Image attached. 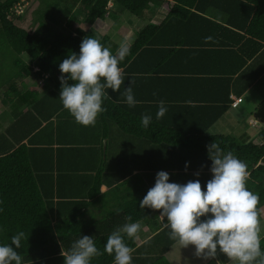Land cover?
<instances>
[{
    "label": "trees",
    "instance_id": "trees-1",
    "mask_svg": "<svg viewBox=\"0 0 264 264\" xmlns=\"http://www.w3.org/2000/svg\"><path fill=\"white\" fill-rule=\"evenodd\" d=\"M19 1L0 0V98L4 103L10 104L13 113V104L23 107L25 111L22 118L30 121L24 131L17 133L13 128L18 121L15 119L9 128L0 133V245L10 244L11 237L23 231L28 239L22 240L21 247L17 249L23 258V264H64L63 253L69 251L72 243L80 236L92 237L97 248L103 252L107 237L112 231L125 223L140 221L155 229V234L143 244L144 248L151 246L154 250L149 255L151 259L147 261H151L150 264H169L163 255L178 241L169 238L170 229L159 225V211L140 208V201L154 185L143 183L137 197L133 195L123 207L111 212L108 221L95 226L87 225L82 212H71L64 217L59 212H54L53 195L42 192L38 175L31 171L26 162L28 148L23 143L19 144L27 139L33 145L38 136L35 131L39 129L41 120L49 119L63 109L59 98L60 63L71 53L79 55L80 44L86 36L99 38L104 46L116 54L119 45L107 34L99 35L95 28L105 26L107 16L116 20L124 12L140 18L151 5L167 6L168 13L162 26L147 25L136 33L129 55L120 64L125 72V83L127 75L133 73L134 56L145 54L151 46L165 44L171 47L165 52L170 54L180 51V56L195 59L193 61L199 67L206 66V63L209 67L210 62L211 72L218 75L210 76V82L215 79V84L225 86L226 95L223 103L222 99H215L219 106L207 109L211 114L207 123L197 106L177 107L174 112L172 99L169 98L165 99L168 103L165 105L167 112L159 120L156 118L159 107L147 106V112L152 111L150 114L148 112L152 119L145 128V133H139L137 137L150 146L148 171H165L169 174V182L179 184L199 180L204 188L212 178V161L207 146L216 142L224 152L232 151L247 164L250 173L247 187L259 194L260 207L264 205V129L258 133L259 144L253 143L246 133L237 136L204 134L208 125L227 111L231 93L240 95L254 86L262 96L264 107V0H228L229 3L217 0L234 10L225 26L207 18L209 15L206 9L214 3L211 0H37L35 18L32 20L34 29L31 31L24 27L29 7H24L23 13L19 15L13 9ZM170 2L173 3L171 7ZM109 3L113 8L108 7ZM53 8H56L55 14L63 21L62 24L49 17ZM75 9L82 12V18L74 14ZM48 18L51 19L50 22ZM162 29L172 32L190 29L199 34L200 38L195 41L175 36L164 39L163 35L159 36ZM206 34L212 35L213 41L205 42ZM221 64L223 67L219 69ZM126 65L129 67L126 68ZM34 68L39 71L35 72ZM43 74L47 75L44 88L51 84L52 89L40 96L36 86L23 80L30 77L39 79ZM68 83L73 82L69 80ZM124 85L117 92L106 90L110 98L104 100L103 107L106 111L99 117L110 127L114 125L123 133H132L127 129L123 116L126 113ZM130 108L133 112V108L138 111L140 107L135 105ZM176 114L195 116L197 130H192L191 136L172 135L178 125ZM154 120H158L160 125L153 123ZM137 122L141 124V120ZM161 125L165 129L169 127L170 131L157 137L153 129ZM195 132L201 134L194 136ZM159 147L162 148L161 151ZM103 186L87 196L93 198ZM128 216H131V221L126 220ZM126 243L135 249L132 258L138 256L136 254L140 250L134 240L126 238ZM261 247L264 249L263 241ZM91 264H113V257L105 253L93 258ZM205 264L218 263L216 259H210Z\"/></svg>",
    "mask_w": 264,
    "mask_h": 264
},
{
    "label": "crops",
    "instance_id": "crops-1",
    "mask_svg": "<svg viewBox=\"0 0 264 264\" xmlns=\"http://www.w3.org/2000/svg\"><path fill=\"white\" fill-rule=\"evenodd\" d=\"M211 1L214 3L212 2L213 6L209 5L206 9L209 15L207 18L225 26L226 20L234 14V10L223 4L229 3L228 0H222L223 3L217 0ZM172 4L170 2L169 7ZM167 13V6L154 7L151 5L150 9L140 18H124L127 26L119 27L120 20H116V25L112 26V29L118 33V36L109 37L119 46L126 37L131 39L133 43L136 33L145 26H162ZM160 32L159 36L163 35L164 39H172L175 36L195 41L200 38L199 34L190 29H181L179 32L162 29ZM105 34L107 33H99L101 36ZM240 34L242 33L240 32ZM206 35L207 37L210 36L209 34ZM170 48L169 45L165 44L164 46H151L146 53L143 50L145 54L133 57V62H135L132 68L133 73L127 75L126 83L123 86L124 90L128 86V82L132 81L131 87L134 98L139 101L136 106L140 108L138 111L133 108V112L125 103L126 113L123 116L127 129L132 133H123L114 125L108 126L99 116L94 126H82L63 107L51 118L41 120L39 129L35 131L38 136L35 137L33 145L29 144L27 139L19 142L28 148L26 162L31 171L38 175L42 192L53 195L54 212H59L62 217L71 214V212H82L86 224L95 226L102 221H108L111 212H116L119 207H123L133 195L137 197L143 183L155 184V178L152 177L156 176L159 171L158 169L148 171L150 146L143 143L140 137H137L139 133L142 134L146 131L137 120L142 119L143 111H146L143 112V115L148 114V112L149 114L152 113V111L147 112V106L157 105L159 107L158 102L160 100L165 102V99L169 98L172 99L171 105L174 107V112H176L177 107L193 108V106H197L200 114L207 119V123L211 116L207 109L212 106H219L215 99L220 98L222 103L224 102L226 87L219 83L218 85L215 84L213 82L215 79L210 82L212 78L210 76H218L211 72L210 62L207 61L209 67L207 63L206 66L200 65L199 67L193 61L195 59L192 60L184 55L180 56V51L170 54L165 52ZM132 64L130 63V65ZM128 67L129 65H126V68ZM222 67L221 64L219 69ZM34 71L37 72L38 68H34ZM46 76L43 74L39 79L30 77L33 78V82L29 81L30 78L23 81L36 86L41 96L47 90L52 89L51 84L46 89L44 88ZM252 92L254 94L249 99L251 103H246L247 96L250 97ZM115 97L118 98L119 96ZM261 97L258 89L254 86L240 95L231 93L229 97L231 103L227 111L208 125L204 134L233 135L234 132H237L234 135L237 136L246 133L253 143L259 144L258 133L264 129V107ZM234 98L237 99L236 105H232ZM167 104L165 102V105ZM247 104L249 105L246 106ZM11 111L10 104L4 103L0 98V133L9 128L15 119L18 121L13 128L17 133L24 131L25 127L29 126L30 120L22 118V113L25 111L23 107L13 104L15 113ZM245 114L248 116H244ZM176 116L178 125L172 135L191 136V131L197 130L194 124L195 116L192 114H176ZM158 120H154L153 123L160 125ZM153 131L158 137L165 135L166 132L170 131V128L165 129L161 125L154 127ZM222 131H226V134H222ZM199 134L201 133L195 132L193 135ZM19 144L15 147H18ZM159 149L162 150L161 147ZM87 176H89L88 179ZM102 185L104 186L93 198L90 199L87 196L88 193ZM79 203H81L80 206ZM158 218L159 225L163 227L166 224L165 218H162L160 214ZM141 226L140 239L134 240L140 252L136 254L138 256L132 258V264L152 263L147 260L151 259L149 255H152L154 250L151 246L144 248L143 244L155 234V229L144 222H141ZM178 243L170 247L169 251L163 255L169 264H178L176 257L169 256Z\"/></svg>",
    "mask_w": 264,
    "mask_h": 264
},
{
    "label": "clouds",
    "instance_id": "clouds-1",
    "mask_svg": "<svg viewBox=\"0 0 264 264\" xmlns=\"http://www.w3.org/2000/svg\"><path fill=\"white\" fill-rule=\"evenodd\" d=\"M209 41L213 37L205 38V42ZM131 44V39L126 37L113 54L99 38L86 36L79 55L71 53L60 63L59 98L77 123L94 126L97 117L106 111L103 102L110 98L106 90L117 92L125 84V72L120 64L129 55ZM69 80L73 83L69 84ZM131 83L128 82L123 95L128 106L134 107L139 101L134 98ZM158 105L156 118L160 119L167 107L163 100ZM151 119L150 115H143L142 126L147 128ZM207 148L212 178L204 188L199 180L185 184L169 182V174L159 171L154 186L140 201V208L159 211L166 218L169 238L184 248L193 246L197 257L215 259L219 252L232 264H264L260 197L247 187L250 176L247 164L232 151L224 152L216 142ZM126 220L131 221V216ZM141 229L140 221L116 228L107 237L103 252L92 237L80 236L63 253L64 264H91L93 258L105 253L113 257V264H132L135 249L126 243V238L139 240ZM27 239L28 235L20 231L11 237L10 244L0 245V264H23L17 249Z\"/></svg>",
    "mask_w": 264,
    "mask_h": 264
},
{
    "label": "rangeland",
    "instance_id": "rangeland-1",
    "mask_svg": "<svg viewBox=\"0 0 264 264\" xmlns=\"http://www.w3.org/2000/svg\"><path fill=\"white\" fill-rule=\"evenodd\" d=\"M38 5V1L37 0H25V6L29 7L28 8V12H27V21L24 23V27L26 29H28L29 31H31L32 29H34L33 25H32V20L34 17V11L37 8ZM109 8H113L112 4L109 3L108 5ZM56 13V8H53V13L50 14L49 17H51L52 19L57 20L58 24H62V20H59L57 18ZM74 14H76L77 17L82 18V12L79 9H75L74 10ZM135 18L133 16H131L130 14L124 12L122 15H120V18H117L116 20H120L119 22V27L121 26H127V23L124 22V18L125 19H130V18ZM113 20V18L111 16H107V18L105 19V26L104 25H99L98 27L95 28L96 32L99 33H107L108 36H118V33L112 29V26L116 25L115 21ZM48 21L50 22L51 19L48 18ZM57 26V25H56ZM58 27V26H57ZM127 34V33H125ZM23 58L25 60H27L26 56H23ZM29 81L33 82V78H30ZM42 91V90H41ZM254 92L251 93L250 97L247 96L248 100L246 101V103H251V100H249L250 98H252ZM262 98V97H261ZM249 104H247L246 106H248ZM248 116V114H245L244 116ZM237 132H234L233 135H236ZM222 134H226V131H222ZM230 135V134H229ZM254 138V137H253ZM261 208V220L262 222H264V205L260 207ZM262 236H264V233H262ZM262 241L264 242V239H262ZM174 256L176 257V260L178 262V264H203L205 261L210 260V259H203L200 257H197L195 255V248L193 246H188L186 248L182 247L179 243L178 245H176V247L171 251L169 256ZM166 258V257H164ZM218 261V264H232L231 261H229L227 259V257L222 254L219 253L217 254L216 258Z\"/></svg>",
    "mask_w": 264,
    "mask_h": 264
},
{
    "label": "built area",
    "instance_id": "built-area-1",
    "mask_svg": "<svg viewBox=\"0 0 264 264\" xmlns=\"http://www.w3.org/2000/svg\"><path fill=\"white\" fill-rule=\"evenodd\" d=\"M24 7H26L25 6V0H20L18 3H16L14 5L13 9L16 12V14L19 15V14L23 13ZM236 104H237V99L234 98L232 105H236Z\"/></svg>",
    "mask_w": 264,
    "mask_h": 264
}]
</instances>
